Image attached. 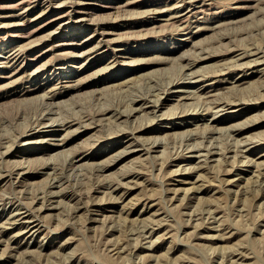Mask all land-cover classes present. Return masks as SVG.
<instances>
[{
  "label": "rangeland",
  "instance_id": "374dc122",
  "mask_svg": "<svg viewBox=\"0 0 264 264\" xmlns=\"http://www.w3.org/2000/svg\"><path fill=\"white\" fill-rule=\"evenodd\" d=\"M262 185L264 0H0V264H264Z\"/></svg>",
  "mask_w": 264,
  "mask_h": 264
},
{
  "label": "bare ground",
  "instance_id": "6f19581e",
  "mask_svg": "<svg viewBox=\"0 0 264 264\" xmlns=\"http://www.w3.org/2000/svg\"><path fill=\"white\" fill-rule=\"evenodd\" d=\"M53 32V31H52ZM257 54V53H256ZM34 71V70H33ZM188 76V75H187ZM185 89V88H184ZM186 90H187V88H186ZM156 96H157V94H156ZM151 97V96H150ZM214 99V98H213ZM153 100V99H152ZM203 100V99H202ZM205 100V99H204ZM221 101V100H220ZM225 102V101H224ZM157 105V104H156ZM160 105H163V102H161L160 103ZM159 106V105H158ZM136 107V106H135ZM47 110V109H46ZM131 110V109H130ZM114 111V110H113ZM44 113V112H43ZM42 113V114H43ZM123 113V112H122ZM176 113V112H175ZM134 114V113H133ZM153 114V113H152ZM118 115V114H117ZM153 119V118H152ZM53 121V120H52ZM55 121V120H54ZM44 122V121H43ZM234 127V126H233ZM236 127V126H235ZM218 131V130H217ZM192 132H194V131H192ZM196 135V134H195ZM212 136V135H211ZM200 137V136H199ZM248 138V137H247ZM162 139V138H161ZM199 140V139H198ZM201 140V139H200ZM207 140V139H206ZM212 140V139H211ZM159 141V140H158ZM204 141V140H203ZM250 142V141H249ZM152 143V145H151V147H153L154 146V148L156 147V146H158L159 145V143L160 142H157V141H153V142H151ZM162 143V142H161ZM188 143V142H187ZM192 143V142H191ZM213 143V142H212ZM239 143H241V142H239ZM139 145V144H138ZM189 145V144H188ZM191 146V145H190ZM140 147V146H139ZM197 147V146H196ZM153 149V148H152ZM156 150V149H155ZM125 151V150H124ZM120 153V152H119ZM209 157V156H208ZM206 158V157H205ZM206 162V161H205ZM191 165V164H190ZM51 166V165H50ZM105 166V165H104ZM188 166V165H187ZM194 166V165H193ZM77 167V166H76ZM75 167V168H76ZM100 169V168H99ZM193 171V170H192ZM63 173V172H62ZM58 174V173H57ZM62 175V174H61ZM60 175V176H61ZM53 178V177H52ZM59 178V177H58ZM259 178V177H258ZM57 179V178H56ZM65 179V178H64ZM254 180H256V179H254ZM259 181H261V180H259ZM108 182V181H107ZM263 182V181H262ZM257 183V182H256ZM255 183V185H257ZM261 183V182H260ZM108 184V183H107ZM259 186V185H258ZM262 186H264V185H262ZM114 187V186H113ZM257 187V186H256ZM256 189V188H255ZM254 189V190H255ZM264 189V188H263ZM232 190V189H231ZM239 191V190H238ZM58 194V193H57ZM193 196V195H192ZM45 198V197H44ZM48 199V198H47ZM209 208V207H208ZM211 208V207H210ZM207 210V209H206ZM17 212V211H16ZM206 212V211H205ZM217 212V211H216ZM188 214V213H187ZM204 216V215H203ZM209 217V216H208ZM215 219V218H214ZM28 220V219H27ZM115 224V223H114ZM122 225V224H121ZM110 227H112V226H110ZM26 228V227H25ZM113 228V227H112ZM261 228V227H260ZM33 229V228H32ZM131 231V230H130ZM137 231V230H136ZM132 233V232H131ZM177 239V238H176ZM186 244V243H185ZM188 244V243H187ZM27 251V250H26ZM29 255V254H28ZM33 255V254H32ZM2 256V255H1ZM0 256V257H1ZM67 256V255H66ZM225 256V255H224ZM225 260V259H224ZM30 261V260H29Z\"/></svg>",
  "mask_w": 264,
  "mask_h": 264
}]
</instances>
